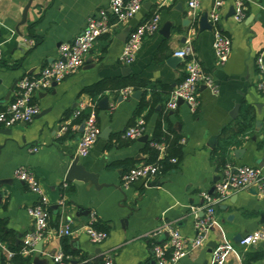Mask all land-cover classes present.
<instances>
[{"label":"crops","instance_id":"0c3cea01","mask_svg":"<svg viewBox=\"0 0 264 264\" xmlns=\"http://www.w3.org/2000/svg\"><path fill=\"white\" fill-rule=\"evenodd\" d=\"M189 1L146 0L141 11L126 22H117L111 14L113 27L97 39L85 56L84 65L34 96L33 102L41 108L34 120L15 125L10 135L2 131L5 127H0V221L5 222V231L12 233L10 237L14 236L17 244L24 243V238L35 230L28 208L43 201L42 195L15 177V170L21 166L32 170L48 199L49 228L40 240L44 242L42 250L36 249L39 241L31 252L25 253L31 256L29 264H36V260L39 264H53L54 256L64 252L63 237L67 235L60 234V230L67 225L73 232L67 236L70 249L91 264L107 259L113 264H156L154 244L169 247V235L166 231L156 237H147L148 234L171 225L188 239L195 238L197 214L204 215L202 210L196 214L197 208L204 205L202 194L215 195V184L229 167L257 166L264 174V91L259 87L256 66L257 55L264 49V0H245L243 21L229 16L235 0H224L219 27L231 38L232 52L223 65L215 57L214 31L200 32L197 24L203 11L211 13L216 0H199L196 10L190 8ZM110 2L0 0V109L14 99L18 82L24 76L37 74L57 60L60 45L74 42L88 19L101 9H109ZM27 6L26 22L20 24ZM156 13L160 15L159 30L145 38L132 64H123L120 58L131 29ZM182 49L194 53L216 88L214 91L200 85L196 112L185 102L175 110L166 106L185 77L191 59L176 55ZM176 57L180 59L173 61ZM131 78L145 81L150 87L107 90L95 104L84 93V88L105 79ZM136 90H142L141 99L132 96ZM104 96L109 98V109L99 106ZM144 98L150 104L136 115ZM87 106H93L101 132L107 129L109 137L99 136L89 155L80 156L79 162L89 172L98 173L100 183L110 184L102 188L87 183L76 185L67 179L74 158L79 156L81 128L86 120L77 122L76 113ZM246 106L254 114L252 126L227 148V164L219 166L216 151L224 142L222 132L226 127L227 133L236 132ZM140 117L146 121L147 142L154 138L159 121L164 130L172 126L178 131L183 158L166 174L125 186L124 175L147 160V142L126 136L127 129ZM69 126L71 136L67 134ZM33 147L37 150L31 151ZM237 149L243 150L239 158L235 156ZM151 182L157 183L149 186ZM93 214L108 225L104 231L109 236L101 244L94 243L85 232ZM216 217L206 244L177 264H214L213 249L208 246L211 242L231 244L225 264H246V256L255 253L261 257L249 264H264V241L244 246L238 239L239 235L264 229V197L257 188L232 190L218 204ZM8 250L4 243L0 245V264ZM77 260L73 264L83 262Z\"/></svg>","mask_w":264,"mask_h":264},{"label":"built area","instance_id":"2783aa9c","mask_svg":"<svg viewBox=\"0 0 264 264\" xmlns=\"http://www.w3.org/2000/svg\"><path fill=\"white\" fill-rule=\"evenodd\" d=\"M146 0H111L109 9H101L91 16L85 28L74 42H64L60 45V56L52 64L42 68L37 74L24 76L18 82V89L12 101L0 109V127L12 128L20 123H30L40 113L41 108L33 102V98L39 92L48 90L54 83L61 82L69 75L79 70L85 62V56L94 46L97 39L107 34L113 27L111 14L117 22H126L135 17L143 8ZM224 0H216L214 8L210 13V21L214 25V42L213 48L218 64L223 65L229 59L232 52V40L224 34L219 27L221 20V8ZM189 6L196 10L199 6V0H190ZM235 18L243 21L245 18L246 4L245 0H235ZM160 28V15L154 14L151 18L133 27L124 44L121 54V62L125 65L132 64L145 40L149 35H153ZM176 55L187 58L190 61L186 66V75L178 86L173 90L167 101V109L175 110L179 105V100H184L192 112H196L200 105L199 87L205 84L207 87L216 91L212 76L206 73L198 59L190 49H182L176 52ZM3 58V52L0 49V59ZM256 66L260 73L259 87L264 91V49L257 55ZM77 111L76 115L80 114ZM145 118L140 117L136 123L130 126L126 131V136L131 139H137L145 134ZM101 133V127L97 122L95 113L85 120V128L79 140V156H88L92 147L98 140ZM161 152V157L165 153V144L153 142ZM37 148H31L36 151ZM172 161L177 163V159ZM15 177L25 182L29 189L37 194L42 195V204L30 206L28 214L34 220L35 230L24 238L25 253L31 252L37 242L45 237L49 228L50 210L47 207L48 199L44 196L40 181L37 175L27 167H18L14 173ZM159 167L153 163H143L131 168L123 178L124 185L129 186L139 180L146 182L160 176ZM255 187L262 197H264V174L262 169L257 166L244 165L226 170L224 177L215 184L216 194L203 192L204 205L197 208V211H203L204 215L197 214L196 228L197 235L195 238L188 239L180 230L171 225H165L161 229L152 232L147 237H156L166 231L169 234V247L162 244H154V256L156 264H177L183 257L206 244L212 228L216 224V212L218 204L226 199L232 190H240ZM62 204L64 202L62 201ZM97 220L95 214L92 215L91 221L85 226V232L90 239L101 244L108 238V232L97 229L93 223ZM72 228L70 225L62 228L60 234L71 235ZM264 241V229L256 230L243 236L240 243L244 246L256 245ZM0 245L3 243L0 241ZM232 250L228 242H220L213 248L214 264H225ZM8 261L5 264H13L10 259L13 252L7 251ZM71 259L70 255L60 252L53 258V264H68ZM79 264H87L81 262ZM103 264H113L111 259H107Z\"/></svg>","mask_w":264,"mask_h":264},{"label":"trees","instance_id":"16d2710c","mask_svg":"<svg viewBox=\"0 0 264 264\" xmlns=\"http://www.w3.org/2000/svg\"><path fill=\"white\" fill-rule=\"evenodd\" d=\"M150 87L149 84L145 81L137 80L135 78L131 79H105L99 81L93 85H90L84 88V93H87L91 96L93 104L96 103L100 95H102L107 90H120L125 89L127 87ZM150 104V101L146 100L145 98L140 102L138 109L136 110V115L141 114ZM93 112V106H87L80 111V114L77 118V122H81L83 119H87L91 113ZM169 116H167V119ZM254 120V114H252L251 108L246 106L244 111L241 114V119L238 122L237 130L233 134L227 133L229 128H224L222 132V140L223 145L220 149L216 151V155L218 157L219 166H225L227 164V155L226 150L228 147L232 146L236 143V138L238 136L246 135V133L250 130L252 126V122ZM67 134L69 136L72 135L71 126L67 129ZM66 134V135H67ZM127 141L126 143H129ZM156 143H164L165 144V153L163 157H161L160 149L153 144ZM144 153L147 155V163L156 164L159 167L160 174H166L170 170L176 168L179 162L183 158V148L181 144V136L178 131H176L172 126H169L168 130H164V126L161 121H159L157 129L154 134V138L152 141L146 143L144 148ZM173 158L177 159V163L172 161ZM93 225L99 230H107L108 225L102 224L101 221L96 220ZM5 222L0 221V241L4 243L7 248L13 252V256L11 257L10 261L13 264H29L31 262V256L25 254V246L24 243H16V240L13 237H10L12 234L11 232L7 233L5 231ZM63 246L64 252L67 255H70L72 258L69 260L68 264H73L74 260L83 261L87 264H91V262H87L85 256H79L78 252H75L70 249L68 244L67 236L63 237ZM261 257L260 253L250 254L246 256L245 263L249 264L251 261L257 260ZM8 261L7 256H3V264ZM94 264H103V261L99 260L96 261Z\"/></svg>","mask_w":264,"mask_h":264},{"label":"water","instance_id":"95a60500","mask_svg":"<svg viewBox=\"0 0 264 264\" xmlns=\"http://www.w3.org/2000/svg\"><path fill=\"white\" fill-rule=\"evenodd\" d=\"M28 7L29 6H27L26 9H25L23 20H22V22L20 24H23V23L26 22ZM234 14H235V6L233 5L230 8L229 16L230 15H234ZM183 24L184 25L188 24V19H185L183 21ZM197 24H198V31H200V32H202L204 30H210V31L214 30V25L210 21V14L208 13V11H203L200 14V16L198 18V21H197ZM179 59H180V57H176L175 59H173V61H177ZM142 93H143L142 90H136V91H134L132 93V96L134 98H136V99H141ZM183 102H184V100H182V99L179 100V103H183ZM99 106L101 108H103V109H109L110 108L109 98L107 96H104L103 98H101L100 101H99ZM238 108H239V105L235 108V110H234L235 113L238 111ZM256 124L260 125V121H257ZM84 128H85V122L83 123L81 130L84 131ZM106 130L100 133L101 137H105V138L109 137V136H107V131ZM2 131L4 133H6V134H9V135L12 132L11 128H5ZM148 139H149V136L147 134H144L143 136L138 138V140L141 141V142H147ZM0 147H1V145H0ZM242 151H243L242 149L235 150V156L237 158H239L240 157V153ZM79 161H80V156H77V157L74 158V160H73V162H72V164H71V166L69 168L68 174H67V179L69 181L74 182L76 185H83V184L87 183V184H90V185H94L97 188H102V187L110 185V184H107V183H100L99 182V174L98 173L89 172L88 170H86L85 166L80 164ZM141 182L142 183H146L145 180H141ZM156 183L157 182H151L149 184V186H153ZM215 192H216V188H214L212 193H215ZM124 196H125V198H127L126 192H124ZM224 208H226V206H224ZM203 214H204V212H203ZM242 238H243L242 235L238 236L239 241H241ZM43 243H44L43 241H40L36 245V249L37 250H42ZM216 245H217L216 242H213V243L211 242V243L208 244V246L210 247V250L215 248ZM35 262H36V264L40 263L39 260H36Z\"/></svg>","mask_w":264,"mask_h":264}]
</instances>
